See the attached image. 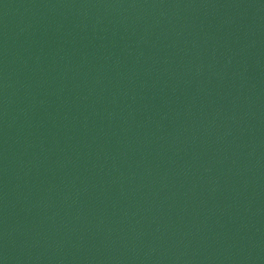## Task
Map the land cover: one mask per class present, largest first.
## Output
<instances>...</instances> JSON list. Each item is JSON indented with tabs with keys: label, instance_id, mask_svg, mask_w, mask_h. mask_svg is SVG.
<instances>
[{
	"label": "water",
	"instance_id": "water-1",
	"mask_svg": "<svg viewBox=\"0 0 264 264\" xmlns=\"http://www.w3.org/2000/svg\"><path fill=\"white\" fill-rule=\"evenodd\" d=\"M0 264H264V0H0Z\"/></svg>",
	"mask_w": 264,
	"mask_h": 264
}]
</instances>
